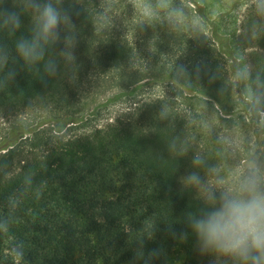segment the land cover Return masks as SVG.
I'll return each mask as SVG.
<instances>
[{"label": "trees", "instance_id": "16d2710c", "mask_svg": "<svg viewBox=\"0 0 264 264\" xmlns=\"http://www.w3.org/2000/svg\"><path fill=\"white\" fill-rule=\"evenodd\" d=\"M62 6L72 13L74 44L48 46L47 57L58 64L54 77L42 66L38 73L26 68L13 51L9 68L17 75L0 88V116L45 112L75 124L82 121L92 78L126 71L135 75L142 50L113 30L114 11L107 0H62ZM21 20L17 36L28 35L31 13L25 11ZM61 27L62 34L69 31ZM211 27V35L189 30L174 33L170 43L168 37L162 40L161 47L179 48L186 57L157 62L163 61L160 67L175 88L219 103L229 89L233 55L228 37L214 23ZM14 40L0 27V43L14 48ZM238 44L248 51V82L264 110V13L256 1L246 8ZM64 50L75 59L67 60ZM137 87L142 85L130 92ZM196 155L202 165H193ZM212 167L216 158L203 145L194 115L166 96L72 135L16 126L0 145V220L9 221L7 230H0V264H13L4 253L7 240L24 264H143L137 255L139 236L145 254L160 250L152 264H223L198 251L185 225L187 214L204 206L200 190L185 178L195 172L207 184ZM152 226L156 231L150 238ZM182 231L188 233L184 240Z\"/></svg>", "mask_w": 264, "mask_h": 264}, {"label": "rangeland", "instance_id": "374dc122", "mask_svg": "<svg viewBox=\"0 0 264 264\" xmlns=\"http://www.w3.org/2000/svg\"><path fill=\"white\" fill-rule=\"evenodd\" d=\"M107 1L114 11L113 30L138 42L142 50V59L135 64V75L131 76L126 71L92 78L84 95L86 105L82 121L75 124L45 112L18 117L0 116V145L16 126L26 130L38 127L52 134L67 136L103 127L149 99L166 96L177 99L184 109L194 115L200 139L215 156L216 168L225 180L243 169L253 154L264 163V110L248 82V51L238 44L246 8L256 0H171V7L182 9L184 13L174 17V22L169 21L164 11L160 12V19H146L142 16L140 0ZM143 2L155 5L157 0ZM198 11L202 16L198 15ZM213 23L220 34L228 37L233 55L228 74L229 89L219 103L193 97L187 90L175 88L169 83L168 72L160 67L163 61L157 62L160 58L184 60L186 57L180 54L179 48L161 47L162 40L167 41L168 37L170 43L174 33L189 30L211 35ZM158 37L159 47L155 43ZM158 50L161 51L159 58L155 57ZM238 73L245 75L237 78ZM138 84L142 87L130 92ZM4 253L13 264H24L11 240L6 241Z\"/></svg>", "mask_w": 264, "mask_h": 264}, {"label": "clouds", "instance_id": "9594fccd", "mask_svg": "<svg viewBox=\"0 0 264 264\" xmlns=\"http://www.w3.org/2000/svg\"><path fill=\"white\" fill-rule=\"evenodd\" d=\"M140 2L142 16L148 20L160 19L161 11L170 22H174V17L184 15L182 9L171 7V0H157L155 5ZM256 7L258 12L264 13V0H256ZM25 11L31 13L32 25L28 35L17 36ZM62 25L69 31L62 34ZM0 27L7 30L9 37H15L14 48L0 43V73L3 74L0 88L15 81L17 71L14 67L9 68L10 58L14 62L18 57L26 68L37 73L42 66L48 77H54L58 64L47 57L48 46L67 42L71 48L75 41V36L70 34L74 28L72 13L62 6V0H12L10 7L7 0H0ZM61 55L70 61L75 59L71 50H64ZM5 69L8 70L5 72ZM244 75L238 73L237 78ZM192 163L199 166L204 160L196 155ZM208 172L212 178L207 184L195 172L185 178L187 185L200 190L204 205L198 213L189 212L185 218L187 229L195 236L198 251L223 264H264V163L253 154L250 162L229 180H225L216 167L209 168ZM8 224L6 218L0 220V230L6 231ZM168 230L173 237L178 235L171 225ZM155 231L152 226L150 238ZM187 235V232L179 233L182 240ZM137 244V255L143 264H152L160 255L159 249L145 254L143 236L138 237Z\"/></svg>", "mask_w": 264, "mask_h": 264}]
</instances>
